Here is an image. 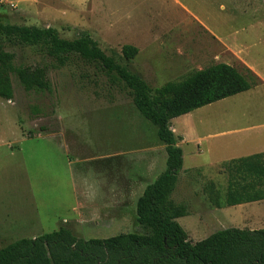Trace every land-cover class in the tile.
Masks as SVG:
<instances>
[{"label":"rangeland","instance_id":"rangeland-1","mask_svg":"<svg viewBox=\"0 0 264 264\" xmlns=\"http://www.w3.org/2000/svg\"><path fill=\"white\" fill-rule=\"evenodd\" d=\"M4 1L3 9L7 12L0 13V20L32 25L33 20L20 21L8 12L12 0ZM179 1H163L156 10L148 12V19L144 13L130 20L114 21L121 25L120 30L105 31L96 22L77 17L74 26L61 24L57 29L65 39H74L79 30H89L107 55L138 74L152 89L219 62L233 65L241 72L251 63L257 74L264 77V0ZM124 44L138 48L134 57L123 56ZM3 46L14 53L15 64L47 65L50 88L26 91L11 74L13 97H0V248L19 238H32L56 230L59 225H70L72 222L67 220L78 215L81 204L80 190L75 188V169L81 164L75 155L101 153L107 148L104 141L87 139L91 136L114 133L119 144L132 145L130 127L115 123L118 117L109 111L138 115L128 89L109 77L98 62L72 54L61 65L39 46L15 40L4 41ZM261 89L264 91L253 88L170 120L174 134L181 135L180 171L188 169L179 175L175 200L181 201L187 177H194L195 173L206 179L191 180L194 186L189 189L196 196L193 208L201 211L213 204L208 203L206 196L198 200V193H204L209 184L220 191L223 200L228 161H220L264 151V140L242 142L250 132L241 130L247 123L241 121L240 114L233 113L248 109L250 104L257 107L260 101L254 93ZM98 109L105 112L93 116ZM89 118L105 122L91 126L86 124ZM165 159L164 151L160 171L165 168ZM217 214L207 222H202L197 213L186 214L177 221L191 242L219 229H264V200L218 208ZM75 229L84 239L142 232L140 226L87 229L79 224Z\"/></svg>","mask_w":264,"mask_h":264},{"label":"trees","instance_id":"trees-1","mask_svg":"<svg viewBox=\"0 0 264 264\" xmlns=\"http://www.w3.org/2000/svg\"><path fill=\"white\" fill-rule=\"evenodd\" d=\"M14 40L45 49L61 65L72 54L98 62L109 77L128 89L135 110L155 126L167 157L165 169L136 201V219L142 232L84 239L62 225L0 248V264H264V229H219L191 242L177 221L187 214L186 207L171 197L183 157L177 145L181 137L171 130L170 120L253 87L258 77L249 68L241 72L233 65L214 63L152 89L138 74L107 55L86 30H79L74 39H65L54 27L0 20V97L6 100L13 97L11 74L26 91L50 88L47 65L14 63V53L3 46L4 41ZM137 51L130 44L122 47L126 59ZM225 170L228 182L223 200L218 189L211 184L207 188L216 207L264 199V151L231 158Z\"/></svg>","mask_w":264,"mask_h":264},{"label":"crops","instance_id":"crops-1","mask_svg":"<svg viewBox=\"0 0 264 264\" xmlns=\"http://www.w3.org/2000/svg\"><path fill=\"white\" fill-rule=\"evenodd\" d=\"M163 1L167 2L168 0H12V2L9 3V8L11 9L8 12H13L14 17L20 21L24 18L33 20L34 22H31V26L54 27L57 31V28L61 24L74 26L73 21L76 17L77 19L94 21L99 25L100 29L102 28L106 29L105 31H109L112 28L117 30L122 29L121 25L118 26L114 21L130 20L144 13L145 18L148 19V12L156 10ZM174 1L180 2L179 0ZM0 3V13L7 12L3 9L4 6H6L5 1L0 0ZM118 27L120 29H118ZM84 30L90 33L89 30ZM246 67L249 68L258 79L253 87L240 93L250 91L251 89L253 90V88H256V90L257 88H264V77L257 74V71L251 63L247 64ZM254 94H256L258 101H260L257 107L254 105V108H252V104H250L248 109L233 111V113L241 115V121L243 123H247L245 126L241 127V130L250 132L245 135L242 140L243 143L245 140H264V91L261 89L255 91ZM95 112L96 113L92 114L93 116H101L102 112L105 111L98 109ZM109 112L110 115L115 114V116L118 117L115 119V123L130 127L133 144H119V137L114 133L91 136L87 139L104 141L107 148L103 149L101 153L90 152L88 153L90 155L84 153L75 155L79 157L77 160L80 161L81 164L75 169L78 171L76 173L78 181L75 188L76 190H80L78 196L81 204L80 206L78 204L80 207L78 215L71 221L67 220L72 223L70 225H62L69 227L74 235L78 237H82L81 233L75 229L79 224L87 227V229L98 226L112 227L115 229L139 226L136 219V201L145 187L152 183L165 169L160 171L163 167L161 158L164 156L165 148L164 145L158 141L155 130L150 124L146 122L137 111V116H128L119 110ZM96 122L105 121L94 120L92 118L86 120V124L91 126ZM106 122L113 125L110 121ZM180 136L181 135L177 137ZM83 144L86 143L83 142ZM69 160L71 163L72 160ZM229 160L230 159H226L220 162ZM187 170L188 169H183L180 171L179 175H184ZM153 177L154 179H152ZM187 178L186 186L181 194V201L175 200L174 198L178 180L171 195L175 202L185 205L187 214L197 213L202 222H207L212 215H218V208L230 207H216L212 204L207 208H203L201 211L198 210L199 208H193L192 205L196 201V196L195 193L191 192L189 189L192 185L191 180L198 179L201 181L206 178L196 173L194 177ZM209 178L211 177L207 179ZM197 185L198 188H200L199 182ZM206 191L204 193L201 191L198 193V200L202 201L204 200L202 197L204 196L205 198L206 196V200H210L208 203H212L213 200H211L210 191L208 189H206ZM29 222H33V220Z\"/></svg>","mask_w":264,"mask_h":264}]
</instances>
